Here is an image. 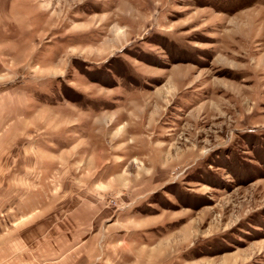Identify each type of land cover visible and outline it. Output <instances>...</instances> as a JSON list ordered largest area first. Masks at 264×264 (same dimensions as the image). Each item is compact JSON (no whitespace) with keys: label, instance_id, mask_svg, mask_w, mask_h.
I'll return each instance as SVG.
<instances>
[{"label":"rangeland","instance_id":"obj_1","mask_svg":"<svg viewBox=\"0 0 264 264\" xmlns=\"http://www.w3.org/2000/svg\"><path fill=\"white\" fill-rule=\"evenodd\" d=\"M4 95L30 123L18 254L264 264V0H0Z\"/></svg>","mask_w":264,"mask_h":264},{"label":"crops","instance_id":"obj_2","mask_svg":"<svg viewBox=\"0 0 264 264\" xmlns=\"http://www.w3.org/2000/svg\"><path fill=\"white\" fill-rule=\"evenodd\" d=\"M8 96L10 97V95H4L0 98V208L1 204L21 202L26 197L22 194L23 187L30 183L31 160L28 156L30 147L24 138L30 124L26 120L27 115L24 114L27 111H23V104L18 97L12 95L8 98ZM33 106L35 110H39V106ZM34 183L35 180H33ZM36 184H39V179L34 185ZM13 218L12 214L0 210V236H4L0 238V264H39L18 254L20 250L17 248L18 244L13 242L12 236L24 234L26 231L25 228L12 226ZM36 220L37 229L41 224L42 232H44V219L39 216ZM34 225L33 229H35ZM32 233H35V230ZM37 233H40V229ZM44 250V243L37 244L34 249L37 254ZM58 250L61 252L62 248Z\"/></svg>","mask_w":264,"mask_h":264},{"label":"bare ground","instance_id":"obj_3","mask_svg":"<svg viewBox=\"0 0 264 264\" xmlns=\"http://www.w3.org/2000/svg\"><path fill=\"white\" fill-rule=\"evenodd\" d=\"M118 31H119V33L117 34V35H120V34H122V30L120 29L119 30V28H118ZM121 32V33H120Z\"/></svg>","mask_w":264,"mask_h":264}]
</instances>
